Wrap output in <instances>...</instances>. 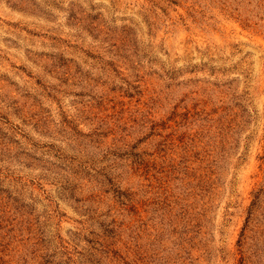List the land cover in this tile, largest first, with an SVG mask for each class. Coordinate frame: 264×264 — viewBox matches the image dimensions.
I'll list each match as a JSON object with an SVG mask.
<instances>
[{
  "label": "rangeland",
  "instance_id": "obj_1",
  "mask_svg": "<svg viewBox=\"0 0 264 264\" xmlns=\"http://www.w3.org/2000/svg\"><path fill=\"white\" fill-rule=\"evenodd\" d=\"M0 264H264V0H0Z\"/></svg>",
  "mask_w": 264,
  "mask_h": 264
}]
</instances>
